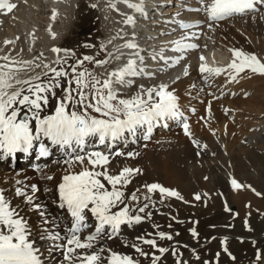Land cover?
Listing matches in <instances>:
<instances>
[{"label":"bare ground","instance_id":"bare-ground-1","mask_svg":"<svg viewBox=\"0 0 264 264\" xmlns=\"http://www.w3.org/2000/svg\"><path fill=\"white\" fill-rule=\"evenodd\" d=\"M36 1L21 0L13 3L12 0H9L10 3L16 5V8L12 11L9 19L4 21L0 19V23L5 25L0 33V57L7 56L9 58L8 60L0 59V65H7V69H0V72L11 70V74L15 77L11 81L15 84V88L9 91H15L16 88L26 89L30 86L29 84H16V80L46 81V72L50 76L53 75L50 68H55L57 71L63 68L69 72V78H71L70 66L77 63H80L77 72L87 69L101 81L106 80L111 72L123 67L131 55V50L121 48V46L130 41L133 36L137 43L138 37H144L143 41L148 35V39H150L148 47H152V50L145 49L140 53L144 57L142 67L145 69V74L141 78L137 76L127 79L133 80L134 84L139 82L136 85L135 95L141 87L148 90L166 85L167 90L177 97L180 112L189 117L186 122L190 126L191 138L184 134L180 122L168 121L167 130H163V126L153 128L149 139L145 142L141 141L142 138H136L135 143H133L132 139L129 138L123 141L124 143L119 149H112L113 153L121 151L124 155L115 157L107 165L109 174L117 175L124 167L140 169L141 173L132 178V182L127 188L121 190L125 192L127 197L140 189L139 192H136L137 196L140 197L141 202L147 203L149 206L144 213H134L143 218L142 223L131 228L122 225L120 233L115 239L107 240L105 238L96 245L97 248L103 245V247L110 248L116 253L132 257L138 261V264H154L153 257H159L155 264H164L162 257L166 256V251L161 253L158 249H168L159 244L161 234H164L165 230L160 229V220L152 218V214L149 213V210L155 206V202L175 200L186 205L199 206H208L213 203L216 206L226 208L229 202L228 195L225 193L228 184L232 188L231 199L236 203L238 211L235 213L238 216L247 211L244 206H249L248 212L253 206L255 210H264L261 199L256 198V195L260 194L256 192L254 186L256 183L261 185L263 183L262 176H264V76L254 75L246 71L237 77L238 82H229V73L209 75L199 71L201 64L210 68H227L233 59L230 49L255 54L264 62V0L255 6L254 12L247 13L244 18L234 16L220 22H209L202 11L186 12V3L191 2V0H144L146 16L127 8L119 0H93L97 4V12L101 16L102 25L100 40L94 44V53L82 52L91 47L85 40L75 44L70 51L65 49V37L74 24L73 15L75 14V7H77V0H48L51 13L43 19L28 14V11L32 9L30 5L35 4ZM133 2H139V0H133ZM208 2L209 0H203L205 4ZM193 4L201 7L200 0L194 1ZM110 5H115V8ZM164 5H166L163 8L164 11L160 10ZM33 8L37 9V7ZM54 13L55 19L52 18ZM128 16L133 17L134 25L124 23ZM187 18L189 20L200 19L203 24L192 30L180 31V22ZM12 24L14 27L11 26ZM186 32L191 38L185 40L184 43L195 42L198 47L184 51L182 53L184 58L172 66L173 61L181 55V53L171 51V48L174 47L172 42L182 39ZM192 34H198V36ZM6 41L13 43H6ZM83 41L84 43H82ZM81 44L84 45L81 47ZM53 48L61 51L53 52ZM215 50L216 58L213 59L217 60L218 58L219 62L218 60L213 62L214 60L207 53V51H213L212 55L215 56ZM161 54L163 58H161ZM85 56L92 57L93 62H108L101 66H94L83 59ZM117 56L121 58L117 60ZM150 56H154L156 60L152 61ZM201 57L204 59L201 60ZM56 61H60V63H56ZM65 61L66 63H64ZM24 62L30 63L25 64ZM45 65L49 67L45 68ZM17 69L21 70L16 71ZM149 75L151 76L148 77ZM207 79H212L210 81L213 82L216 80L217 82L212 88L221 90L216 93L218 96L216 101L206 100L205 105L200 106L203 112L205 106L209 111L206 118L208 128L205 129L201 125L203 121L200 122L202 112H196L194 115L195 107H199V103H196L195 99L192 98L195 96L192 94L193 90L189 87L190 89L186 91L185 86L189 83L190 86L195 87L194 91L197 90L196 88L205 90L208 83ZM61 84L66 86L63 80H61ZM114 87L119 93V98L128 99L132 97L128 91L124 90L128 86L115 85ZM59 92L60 90H57L58 94ZM236 93L238 95L233 97ZM51 111L52 108L50 107L48 112L51 113ZM93 115L97 114L93 113ZM181 120L185 119L181 117ZM207 131L212 132V136ZM232 131H234L233 134ZM193 142L196 143V147ZM107 151L108 149L102 152ZM129 152L139 154L135 159H132L127 156ZM31 157L21 154L18 159L23 163L19 164L16 161L12 167L8 161H0V180L8 181V184H0V187L10 189L11 177L14 176L17 179H26L29 183H35L41 189V192L38 193L40 197L38 202L43 203L51 213H58L65 222L69 221L70 216L66 210L58 209L52 204L53 200L58 202L55 184L63 174V167L66 166L62 167L52 163L53 159L59 158L58 154L48 160L35 162L37 166L47 165L48 174L54 176L53 181H42L39 175L29 169ZM75 170L78 171L79 168L77 167ZM17 172L20 174L19 176H16ZM233 180L240 185L239 188H233ZM102 182L106 184L109 190L111 189L106 181ZM248 182H252V184H248ZM45 184L53 188L52 193L42 191ZM151 184H158L169 191H175L181 199L162 196L159 192L148 193L146 186ZM196 195H199L201 199L196 200ZM146 196H150L151 199L145 200ZM246 201L250 203L244 204ZM129 203L130 207L133 208L142 206V203L131 201ZM21 207L26 206L21 205ZM116 210L114 209V211ZM257 214L261 215L260 212ZM26 219L33 229V235H36V228L41 223L39 215L35 212H29ZM88 222L93 226L96 224L95 219L91 218L90 214H88ZM92 230V228L86 229L81 235H87ZM136 237L155 241V248L140 243V247L145 253L153 252L151 258L142 256L135 252L132 247L127 246L133 242L139 243ZM230 241H225L227 250H229ZM38 244L43 250L45 246L43 242L38 241ZM202 249H207V246ZM102 255L106 256L108 253ZM172 256V260L167 264H222L218 258L226 256V254H219L218 258L212 257L206 262L196 255L187 257L179 249H172ZM195 257L198 259L195 260ZM55 259L62 260L61 254L56 253ZM45 264H50L49 260L46 259ZM238 264H244V262ZM245 264L253 263L250 261ZM257 264H264V258L261 257Z\"/></svg>","mask_w":264,"mask_h":264},{"label":"snow or ice","instance_id":"snow-or-ice-1","mask_svg":"<svg viewBox=\"0 0 264 264\" xmlns=\"http://www.w3.org/2000/svg\"><path fill=\"white\" fill-rule=\"evenodd\" d=\"M119 2L146 16L144 0ZM261 2L262 0H209L205 4L200 0V8L188 10L202 11L209 22H220L253 12L256 10L255 6ZM110 6L115 8V5ZM15 8L16 5L9 0H0V12L4 15ZM52 18L55 19V13ZM124 23L134 25L135 20L128 16ZM196 26L198 25L179 24L183 30ZM190 38L186 32L182 39L172 42L174 47L171 51L181 53L172 66L184 58V51L196 48L195 44L184 43ZM121 48L131 50V55L123 67L111 72L103 81L87 69L77 72L80 67V63H77L70 66L71 78L69 72L63 68L59 71L50 68L53 75L46 72V81L16 80V84L30 86L9 91L15 88V84L11 82L15 77L11 70L0 72V161H8L12 167L18 154L35 153L38 160H46L58 154L59 158L53 159L52 163L66 167H63V174L55 184L58 202L53 200L52 204L58 209L66 210L70 216V220L65 222L58 213H51L43 203L38 202L41 189L37 184L11 177L10 189L0 187V264H45L46 259L50 264H138V261L128 255L116 253L103 245L96 247L105 238L115 239L122 225L131 228L142 223L143 218L134 213H144L149 206L137 196L136 192L140 189L127 197L121 190L127 188L132 178L141 173L140 169L124 167L117 175L109 174L107 165L115 157L124 155L121 151L113 153L112 148L116 142L129 138L133 143L136 138L148 140L153 128L167 127L168 121L180 122L184 134L190 138L191 134L186 119L181 120L182 113L177 97L167 90L166 85L148 90L141 87L131 98H119L115 85L130 86L127 78L144 74V57L140 54L141 49L135 42V37ZM52 51L58 53L61 50L53 48ZM229 51L233 59L227 68H210L201 64L199 71L209 75L229 73V82H238L237 77L246 71L264 76V62L255 54L233 49ZM120 58L116 57L117 60ZM0 59L9 58L4 56ZM83 59L93 62V58L89 56ZM200 59L203 60L204 57ZM107 62L98 61L96 64L101 66ZM0 69H7V65H0ZM61 80L66 86L61 84ZM57 90H60L59 94ZM50 107L51 113L48 112ZM99 146L106 147L108 151L94 150ZM138 154L129 152L127 156L135 159ZM47 167L34 166L33 171L42 181H53L54 176L48 174ZM77 167L78 171L75 170ZM19 175L17 172L16 176ZM102 181H106L111 189ZM0 184H8V181L0 180ZM232 185L234 189L240 187L235 180ZM146 188L148 193L159 192L162 196L181 199L177 192L169 191L158 184H151ZM42 191L52 193L53 188L45 184ZM144 199L150 200L151 197L146 196ZM195 199L200 200L201 197L196 195ZM130 201L142 203V206L130 207ZM29 212H35L40 217L41 223L36 228V235H33V229L26 219ZM88 214L95 219L94 226L88 222ZM90 228L93 230L89 234L81 235ZM192 235H196L195 231ZM165 238L172 239L171 236L165 237L161 234V239ZM136 240L139 243L133 242L127 246L142 256H147V253L140 247V243L156 247L153 240L143 237H136ZM38 241L45 245L43 250ZM158 251L163 253L167 250ZM56 253L61 254L62 260L55 259ZM103 253L108 255L104 256ZM260 258L257 253L256 259ZM158 259L159 257H153L154 264Z\"/></svg>","mask_w":264,"mask_h":264},{"label":"rangeland","instance_id":"rangeland-1","mask_svg":"<svg viewBox=\"0 0 264 264\" xmlns=\"http://www.w3.org/2000/svg\"><path fill=\"white\" fill-rule=\"evenodd\" d=\"M20 1L21 0H14V3L20 2ZM37 1L35 4L34 3L31 4L32 2L30 3L31 4L30 7L32 9H30L28 11L29 13L28 12L27 13L30 16L41 17L40 19H43L51 13V8L50 6H48V0L47 1L37 0ZM95 3L96 2H94L93 0H77V3H76L77 7H75V14L73 15L74 24L70 27V31L65 37L66 39L65 49L70 51L75 46V44H77L78 42H81V40H85L89 45H91V47L86 50H83L82 52L94 53L95 51L94 44L97 40H100V37H101L100 33L102 31L101 16L97 12L98 7H97V4ZM92 5H95V7H92ZM33 7H37V9L35 8L37 11ZM36 12L38 13V15ZM11 15H12V12L8 13L7 15H4L3 12H0V19L4 21L5 19H9ZM245 15L238 16V18H244ZM13 24L11 25L12 27H14L15 25ZM0 26H1L0 27V33H1L5 25L0 23ZM6 35H9V34H6ZM83 35L85 37H82ZM82 43H84V41ZM83 45L84 44H81V47ZM100 51L102 52V50ZM212 52L213 51L211 52L207 51V53L210 54L209 57H211V59L214 60L213 62H216L217 60L219 62L218 58L217 60L213 59V58H216V50H215V56L212 55ZM217 54H220V52H217ZM96 62L97 61L92 62V64L95 66L97 65ZM210 80L212 79H207L208 83L205 86V90L196 88L197 90L194 91L195 87L190 86L189 83H187L185 86V89L187 88L186 91H188L190 88L191 90H193L192 94L195 96L192 98L195 99L196 103H199V107L198 106L195 107L197 110L195 109L194 115L196 114V112H202V117L200 118V122L203 121L201 125L205 129L208 128V124H207L208 120L206 118H207V114L209 113V111H208V108H206L205 106L204 112H203L200 106L205 105V103L209 101L210 99H212L211 101H216L218 99V96L216 95V93H218L221 90V89L218 90L216 88H212V86L216 84L217 81L215 80L213 82ZM138 83L139 82H137L136 84H132L129 86V89L125 88L124 90L128 91L130 96H133L136 93V87H137L136 85ZM237 95L238 94L236 93L233 97H236ZM187 118L189 117H184V119L186 120ZM167 129L168 128H163V130H167ZM234 131H232V134L234 133ZM207 133L210 136H212V132L207 131ZM141 141L145 142L146 140L141 139ZM121 144H122V141H119L114 146V148L119 149V147L122 146ZM193 144L196 147V143L193 142ZM27 168H28V164H27ZM262 179H263V183L261 185L256 183V185L254 186L256 188V192L260 194V195H256L257 196L256 198L261 199V205L262 207H264V176H262ZM244 181L245 179L242 181L243 185H244ZM248 184H252V182H248ZM228 187L225 190L226 195H228L227 198L229 199L228 207L226 208L216 206L213 203H210L208 206H203V205L199 206V205H194V204L186 205L183 202H180V201L178 202L175 200L171 202L156 201L155 206L149 210V213L152 214L151 215L152 218L160 220L159 225H160L161 230H166V232L169 233V236L173 235L172 239L164 240L162 242V245H170V243H172L173 241H176V247L177 248L180 247L183 250V254L191 255L192 252H189V251L199 250L201 249L200 246H204L206 244L210 245L212 243V245L207 246V249L209 248V251H207V249H202L204 250L205 253H209L207 257L210 258L215 250H220L221 246H220L219 241L221 240L222 237L225 236L227 239H232L236 241L237 243L234 242V246H235V248H233L234 252L230 251L228 253L227 259L226 260L220 259L221 262L230 263V262H239L242 260L241 262H244L245 264V263L250 262V259L252 258L253 261L251 262L253 264H257L259 261L255 259L257 256V253L260 254V257L264 258V251H262L260 247L261 241L264 240V210H260V211L258 209L255 210V207L253 206V208L250 207L251 209L248 212L249 206L248 207L244 206V209L247 211L243 215L238 216L235 213V211H238L236 203L232 201L231 199V189H232L231 185L228 184ZM248 203L250 202L246 201L244 204H248ZM257 212H260V214L262 215V218H261V215L257 214ZM163 225L164 227L162 228ZM206 225H231V226H226V227L216 226V227H210L209 229H206L205 228ZM249 225H253V227L250 228ZM194 227L197 228L196 232L198 233V234L196 233L195 236L192 235V232L195 230ZM169 229H174V232L178 231L177 235L172 234ZM247 230H250V231H247ZM163 233H165V231ZM232 240L230 241V246L233 244ZM238 243L255 244L256 246L254 248V255H253V250L249 249L246 253H241L242 258H243L242 259L240 256V249L245 248L248 244L239 245ZM163 247L169 248L168 246H163ZM152 254L153 252L151 251L150 253L147 254V257L151 258ZM192 256L193 254L190 257ZM171 257L172 256H169V255L163 256L162 259L164 258L163 259L164 264L169 263V261H171L170 260ZM190 257H189V260H190ZM166 258L169 259V261L165 263ZM197 259L198 258L195 257V260ZM255 260L257 261V263Z\"/></svg>","mask_w":264,"mask_h":264}]
</instances>
